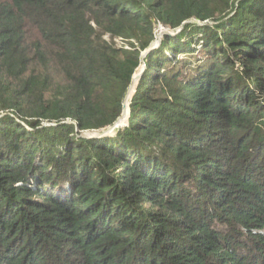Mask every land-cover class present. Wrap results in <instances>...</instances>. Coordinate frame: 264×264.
I'll list each match as a JSON object with an SVG mask.
<instances>
[{
	"label": "trees",
	"instance_id": "1",
	"mask_svg": "<svg viewBox=\"0 0 264 264\" xmlns=\"http://www.w3.org/2000/svg\"><path fill=\"white\" fill-rule=\"evenodd\" d=\"M0 264H264V0H0Z\"/></svg>",
	"mask_w": 264,
	"mask_h": 264
},
{
	"label": "water",
	"instance_id": "2",
	"mask_svg": "<svg viewBox=\"0 0 264 264\" xmlns=\"http://www.w3.org/2000/svg\"><path fill=\"white\" fill-rule=\"evenodd\" d=\"M182 28H183V26H182L181 28H179L177 32H180V31L182 30ZM177 32H176V33H177ZM160 43H161V39H159L158 45H159ZM150 50H151V49H147V50H145V51L143 52V54H142L143 58L148 54V52H149ZM145 69H146V63L144 62V63H143V69H142L141 71L139 70V71L134 75V78H133L132 84H131L130 89H129L128 93H127V96H126V98H125V108H124V112H123L122 116H121V117H120V118H119V119H118L113 125L109 126V127H108V130H104V131L97 132V133H94V134H92V132H94V131H92V132H84V133L82 134V136H84V137H88V138L101 137V136H104L105 134H107L108 131L114 130L116 127L119 126V124H120V122L122 121V119L127 115V110H128L127 99H128L129 93H130L131 89L133 88V85L135 84V82H136L138 79L141 78V76H142L143 72L145 71Z\"/></svg>",
	"mask_w": 264,
	"mask_h": 264
},
{
	"label": "rangeland",
	"instance_id": "3",
	"mask_svg": "<svg viewBox=\"0 0 264 264\" xmlns=\"http://www.w3.org/2000/svg\"><path fill=\"white\" fill-rule=\"evenodd\" d=\"M177 31H178V30H177ZM165 32H168V31L164 30L163 27H160V28H159V31H158V33H157V39H158V41H157V45H158L159 39H161V36H162ZM104 37H105V39H107V40L110 41V42L114 40V41L116 42L117 46H119V47L126 46V45L129 46V42H128L127 40L122 39V38H119V37L112 38L111 35H109V34L105 35ZM132 41L135 42V40H132ZM155 46H156V44H155ZM142 69H143V64H142V66H141V68H140L139 70L141 71ZM138 80H139V79H138ZM138 80H137V81H138ZM137 81H136L135 84L133 85V88L131 89V91H130V93H129V96H130L131 92L134 90ZM129 96H128V99H129ZM128 99H127V106H128ZM127 116H128V112H127V115H126V116L122 119V121L120 122L119 126H124V125L127 124ZM44 124H45V125H50L49 123H44ZM119 126H118V127H119ZM116 128H117V127H116ZM116 128H115V129H116ZM115 129H114V130H111V131H108L107 134L115 132ZM104 130H108V128H107V129H103V130H101V131H104ZM101 131H94V132H92V134L97 133V132H101ZM105 135H106V134H105Z\"/></svg>",
	"mask_w": 264,
	"mask_h": 264
},
{
	"label": "built area",
	"instance_id": "4",
	"mask_svg": "<svg viewBox=\"0 0 264 264\" xmlns=\"http://www.w3.org/2000/svg\"><path fill=\"white\" fill-rule=\"evenodd\" d=\"M124 47H126V48H129V46H128V45H126V46H124Z\"/></svg>",
	"mask_w": 264,
	"mask_h": 264
}]
</instances>
